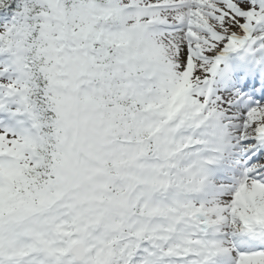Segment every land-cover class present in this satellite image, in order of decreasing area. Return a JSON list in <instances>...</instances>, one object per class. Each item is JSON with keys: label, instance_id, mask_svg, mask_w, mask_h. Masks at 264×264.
I'll return each mask as SVG.
<instances>
[{"label": "snow or ice", "instance_id": "obj_1", "mask_svg": "<svg viewBox=\"0 0 264 264\" xmlns=\"http://www.w3.org/2000/svg\"><path fill=\"white\" fill-rule=\"evenodd\" d=\"M0 264H264V0H0Z\"/></svg>", "mask_w": 264, "mask_h": 264}]
</instances>
